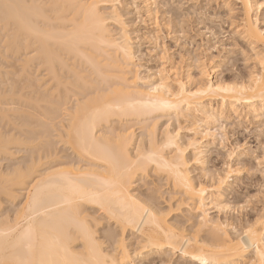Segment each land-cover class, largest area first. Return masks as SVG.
Wrapping results in <instances>:
<instances>
[{"label":"bare ground","instance_id":"1","mask_svg":"<svg viewBox=\"0 0 264 264\" xmlns=\"http://www.w3.org/2000/svg\"><path fill=\"white\" fill-rule=\"evenodd\" d=\"M115 1L0 0V34L7 36L4 37L6 48L15 53L27 51L26 57L21 56L24 65L20 64V73L26 74V77L27 74L32 76L33 66L42 65L48 67L46 71L52 75V79L47 78L48 74L40 80H31L30 76L27 78L30 82L24 80L30 83L26 86L33 90V97L28 101L24 98L29 97V93L24 97L22 92L16 90L19 88L17 85L9 87L5 94L0 91V113H4L5 117L8 115L13 122L17 119V123L8 131V136H5V132V135L0 133V158L1 153H4L10 162H18H11L5 173L0 172V204L2 194L12 200L19 197L22 200L17 211L13 212L14 218L6 217L0 221V264H139L137 260H141V264H172L174 257L180 258V261L185 262L183 264H264L261 259V254H264V212L242 230L235 223L221 219L220 215L229 211L223 198L229 187L228 176L232 174V169L228 168L223 172L224 175H211L203 170L202 177L210 182L207 184L195 181L191 171L193 164L204 167L206 148L217 139L216 132L221 129L223 131V124L219 126L218 123L225 118L226 111L237 116L236 119L245 112L256 119L264 117V29L257 18L262 8L261 2L237 0L242 11V38H248L252 44L260 47L256 53L258 69L249 79L240 83L222 84L214 82L210 76L212 73H206L204 68L200 75L201 81L197 79L196 83L192 80L194 86L179 79L175 82L177 88L173 89L164 76L156 81L147 71L148 74L142 77L138 51L127 32L129 29L125 28L126 24L122 26L121 19L124 16L118 12ZM133 1L137 0H132L134 4ZM152 1L155 0H144V11L138 9L139 4L136 5L137 11H143L151 17ZM113 22L122 26L117 25L123 28L120 33L114 34L111 30ZM65 55L85 60L86 67H90L89 70L92 69L91 73L95 76V85L87 83L92 79L87 78V74L84 76L80 69L78 72V67H66L68 63ZM13 66L15 69L16 66ZM60 66L72 70L70 74L73 77L67 74L74 82L66 80L69 83H64L65 80L58 78L60 75L57 74V68ZM17 70L14 73L21 76ZM46 78L48 80L44 81ZM53 79L58 82H54L57 83L53 87L54 91L57 89L58 93L63 85L65 94L55 99L56 93L51 92L50 99L46 100V95L52 90L48 86L49 80ZM11 80L9 78L8 82ZM21 81H16V84L21 86ZM4 83H7L5 79ZM45 84L49 89L44 87ZM90 84H93L96 91H92L95 95L91 94V99L85 95L90 94L87 87ZM69 86L72 90L88 88L89 91L83 94L87 101L77 100L75 106L68 109ZM4 87L7 89V86ZM24 87L19 89L23 90ZM18 95L19 101L14 99ZM63 101L67 104L63 105ZM41 102L45 106L48 103L46 113L41 108ZM214 102L220 103L219 110L213 107ZM61 104L67 110L62 116L59 113ZM27 108L32 111L29 115L24 111ZM38 113L40 117L41 113H45L43 121L37 117ZM153 116H168L170 121L177 120L179 129L169 131L166 128L161 137L157 135L156 124L148 126L146 129L149 131L146 133L150 140L149 148L145 150L141 146L135 147L134 132L131 127L123 124L134 120L143 122ZM57 120H60L59 123ZM54 122L60 124L61 131L55 132L59 125ZM32 126L35 130L41 127V132H34ZM180 130L188 134L185 143L181 142ZM52 131L55 134L58 132L57 135L60 132L61 138L58 139L70 147L75 157L81 158L82 162L85 160L86 167L78 164L80 160L76 164L71 159L61 162L68 157L60 155L56 144L58 141L55 143L48 139ZM53 132L51 135L54 136ZM51 135L50 138L53 137ZM27 139L29 143L31 139L38 140L35 142L39 144L36 152L38 156H34L36 162H29L31 165L27 163V158L33 157L29 152L26 162L22 159L19 162L12 151H20L22 145L28 142ZM39 140L41 143H38ZM133 146L134 151H131ZM191 153L193 159L188 157ZM61 164L67 168H61ZM150 168L159 175L164 174L166 180L171 182L172 185L169 184L175 190L173 192L180 195L176 200L177 207L180 209L186 205L189 211L192 210L190 213L196 215L194 222L190 218L186 220L188 228L169 223L166 210L157 207L154 195L142 199L135 194L132 187L136 181L134 179L139 174L147 175ZM16 192L22 193L21 196L16 195ZM169 207L173 208L172 204ZM89 208L101 211L103 216L118 226V233L110 230L104 232L111 242L109 251L103 248V241H98L95 235V227L98 226L95 223L102 220V217H96L98 220L94 216L92 218L88 213ZM211 210L218 214L217 218L212 217ZM190 213L187 217L192 215ZM128 233L138 235L136 244L126 242L125 236Z\"/></svg>","mask_w":264,"mask_h":264},{"label":"rangeland","instance_id":"2","mask_svg":"<svg viewBox=\"0 0 264 264\" xmlns=\"http://www.w3.org/2000/svg\"><path fill=\"white\" fill-rule=\"evenodd\" d=\"M113 1H115V0H113ZM133 2L135 4V6L132 3V0H117L114 2V5L118 8L119 13L121 12L124 14L123 15L120 13L122 16L125 17V18L122 17V19H121V20H123L121 22L124 23V24L122 23V26L124 27V25L126 24L125 28H126V30L129 29V30H127V32H128V34L131 35L130 37L132 38V41L134 43V47L138 51V52L137 51L136 52H137V56L140 59L139 65L141 67L142 77H145L146 74L150 73L149 75H152V78L155 79L156 81H158V80H160L161 77L164 76L165 78L168 79V82L172 85V88L176 89L177 88V84H176L177 81L176 80H179V79L184 81V82H187V84L189 86L195 85V83L193 84L194 80L196 81V83L201 81L200 79H202V77H200V75H201V71H204V68H205V72L207 71L206 73H209V74L212 73V74H210V76L214 82H216V81H219L221 83L223 82L222 84H224V83L230 84L232 82L240 83L241 81L244 82V80L246 81L247 79H249V77L257 71L258 67H257V61H256L257 60L256 59L257 58L256 53H258V51H260V47H258V46L256 47V44H252L251 40H249L248 38H245V37L242 38L243 35H241L242 33L240 32V30H241V21L240 20L242 18V11H241V7H240V3L237 0H155L154 2L152 1L153 12H152L151 17H148L145 14V12H143L144 11L143 8L145 7L144 6V0H137V1H133ZM258 2L259 3L261 2L262 8L258 12L257 18L259 20V25L261 26L262 29H264V0H258ZM138 4H139L138 9L140 10L143 7L141 9L143 11H140V12L137 11L136 5L138 6ZM153 21H155V22H153ZM114 23L115 22L111 23V25L113 24L111 26L112 27L111 30H113L114 34L120 33L119 31H121L123 28L122 29L120 28L121 25L118 24V22H116L117 23L116 25ZM55 24H57V23H55ZM117 25H120V26L118 27ZM209 28L210 29L212 28L211 30H213V31H211ZM207 29H209L210 31H208ZM0 35L2 36L3 34H0ZM4 37H7V36L3 35L1 37L2 40L0 39V48L2 50V51L0 50V52H2L0 54V63H1L0 65L2 66V68L0 66V68H1L0 70L2 71V72L0 71V76H2V78H3L2 79L0 77V81H1L0 91L3 92L2 94H5V91L10 89L9 87H12V85L15 87L17 85V86H19L20 89H21V87H23L25 85L26 89H24L25 88L24 87L23 88L24 91L20 90L18 87L16 90H19V93L22 92L23 96L24 95L26 96V94L29 93V94H27V95H29V97L24 96L25 97L24 99H26L28 101V99L30 97L31 98L33 97V96H31V92L33 90L30 88V86H26L27 83L30 82L27 79L30 75L27 74V77H26V74L23 75L22 72L20 73L21 67L24 65L23 64L24 61L21 59H22V57L23 58L26 57L27 51H25V52L20 51L18 53L9 51L6 48V43H5ZM3 40H4V43H3ZM1 46H3V47H1ZM83 50H86V48L85 49L83 48ZM111 54H113V53H111ZM3 55H4V57L2 58ZM13 55L16 56V58L13 57ZM30 55L31 54H29L28 56H30ZM33 55L35 56L36 54H33ZM33 55H31L30 57H32ZM66 56L67 55L64 56L67 59L66 63H68L67 64L68 66H66V67L75 66L76 69L78 67L77 71L80 69L81 73H82V71L84 72L83 73L84 76H86V74H87V76H89L87 78L92 79V81L90 79H89L90 81L86 80V81H88L87 83H90V82L93 83L94 82L93 80L95 79V76L92 74L93 72L91 73L92 69L89 70L90 67H88V66L86 67V64L84 63L85 60L84 61H83V59L78 60L80 57L79 58L76 57V58H78L76 60V58L73 55L72 56L75 59H73L72 56L71 57L70 56L66 57ZM4 59H6L8 61H6ZM141 59H142V61H141ZM198 59H199V61H198ZM78 62H80V63H78ZM83 63L85 65V66L83 65L84 67L81 65ZM16 64H18V65H16ZM20 64L21 65L23 64V65L21 66ZM36 64L38 65V63H36ZM73 64H75V65H73ZM13 65L16 66L15 69H13V67H14ZM32 65H31V67H32ZM39 66H40V68L37 70V67H39ZM42 67L43 68L45 67V69H43ZM66 67L65 68L63 67V69H62L60 66L59 68H57L58 70L57 69L56 70L61 73L60 74L59 72H57L58 76L60 75V77H58V78L65 80L64 83L65 82L69 83L72 80V78L68 74H70V72H72V70L69 71L68 68H66ZM75 67H72V68L74 69ZM79 67H83L84 69L85 68L86 69L84 70V69L79 68ZM17 68L19 70V71L17 70V72L19 74H21V76H19L17 73L16 74L18 76H16V74L14 73V71ZM33 68H32L33 74L31 73L32 76H30L29 79L35 78V79L40 80L41 77H43V76L46 77L49 74L46 71L48 69V67H46V66L38 65V66H33ZM35 68H36V71H35ZM4 69H6L7 71ZM30 70H31V68H30ZM213 70H215L214 73L211 72ZM67 71H69V72H67ZM147 71H148V73H147ZM12 72L15 75H12L11 74ZM6 73H8L7 76L10 78V80L12 79L10 83L8 82L9 78H7ZM29 73H30V71H29ZM34 75H36L37 78ZM50 75L51 74H49L47 78L52 79V75L51 76ZM189 76L191 78H188ZM18 77H19V79H17ZM45 77H43V78H45ZM6 78H7V80H6ZM47 78L44 81L48 80ZM4 79H5V82H7L6 84L4 83ZM189 79H190V81H188ZM197 79H198V82H197ZM21 80H23V83H21V86H20L19 83L22 82ZM24 80L28 81V82L26 83ZM31 80H34V79H31ZM62 80H61V82H62ZM66 80H69V82ZM155 80H153V81H155ZM13 81L15 82V85L13 84L14 83ZM16 81H18L19 83L16 84L17 83ZM49 81H47V82H49L50 85H48V83H47V85L50 86L51 87L50 89H52V90L50 92H48L49 95H46L47 93L45 94L46 100L50 99L49 96H50L51 92H54V94L56 93L55 99H57V96L59 97V99L61 97H63L65 94L64 86L62 85L63 88L61 86V90L59 89L60 91L58 90L59 92L57 93V91H56L57 89L55 90L56 91L55 92L54 91L55 88H53V87H56L57 86L56 84L58 82L54 79H53V81L52 80H49ZM72 81L74 82V80H72ZM54 82H57V83H54ZM2 84H3V86H2ZM29 84L30 83H28V85ZM93 84H90L87 86L90 89V91L88 90L87 87H86L87 88L86 90H85V88L84 89L76 88V89L72 90V87L70 88V86H69L68 89H70V94L68 95V97H70V101H68L69 99L67 98L68 104L66 103V101H63L62 104L66 103L67 104L66 107L68 108V107L75 106L77 100H82L83 102H85V101H87V99H86V96H84L83 94L87 93L88 91L90 94L87 93L85 95H87L88 98H89V96L92 98V96L95 95L92 92L94 90V87H92ZM47 85L45 84L44 87L47 88ZM4 86H7V89ZM89 86H91L92 89ZM102 87H104V86H102ZM47 89H49V87ZM85 91H87V92H85ZM24 92H25V94H24ZM22 93L20 94V96H22ZM43 93H45L44 90H43ZM33 94L34 93H32V95ZM91 94H92V96H91ZM45 95H43V96H45ZM81 95H83V96H81ZM91 98H89V99H91ZM2 99H5V97ZM14 99L15 100L18 99V101H19L20 100L19 95ZM26 100H24V101H26ZM44 101L45 100H42V102H44ZM42 102H41L42 106L41 105L40 106L43 109V112L46 113V111H47L46 106H48V103L45 106V104ZM71 103H73V104H71ZM62 104L59 106V108L60 107L64 108L63 112L61 110L62 108L59 109V113L61 114V116H62V114L66 113V112L64 113V111H67V110H65L66 107H63L64 104L63 105ZM220 106L221 105L218 102L213 103V107H215L216 110H219ZM44 107H45V111H44ZM23 108H25V107H23ZM68 109H70V108H68ZM41 110L38 109L39 112ZM24 111L26 113L28 112V115L30 112H32L31 110H29V108L24 109ZM10 113L12 114V112H10ZM10 113H9V115H11ZM42 113H41V115L44 117L45 113L44 114H42ZM7 114H8V112H7ZM39 114L40 113H38V115ZM4 115H5L4 113H3V115L0 113V119L3 118L2 120L4 121V122H2V120H0V122H2L1 123L2 125L0 124L1 125L0 130L3 127L1 130L3 133L1 131H0V133L4 134V132H5V134L6 133L7 134L6 135L4 134V135L8 136V131L11 130L12 126L14 127V123H17L16 122L17 119H15L16 121L14 120V122H13V120H11L8 115L6 117ZM1 116H2V118H1ZM42 116L40 117V115H39L37 117L40 120L42 119V121H43ZM169 118L170 117H168V116L167 117L166 116L160 117V118H156V116L155 117L153 116V117H149L148 119L144 120L143 122L139 121V120H134V121L127 122L128 124L126 123L123 125H126V126L128 125V127H131L132 131L134 132V135L136 138L134 146L135 147L141 146V147L145 148V150H147L149 148V144H150V143H148L150 141L148 139L149 136L146 133L147 131H149L146 129L148 126L156 124L155 129H156V131H158L157 135H159V136L162 135V132L166 128H168L169 131H171V130L175 131V128L179 129L178 127L180 125H178L179 123H177V120H175L176 122L173 119H172V121H170L171 118L170 119ZM236 118H237V116L230 114L229 111L225 112V118H222L221 120H219V123H218L219 126H220V124H221V126L223 124V126H224L223 131H221L222 129L219 130V132L217 131L216 132L217 133V139L214 140V143H213V141H211L209 148L208 147L206 148V153H205L206 155H205V160H204V161H206V162H204V167H206L205 168L206 170L204 169V167L202 168L201 166H196L193 164L192 165L193 168L191 169V171L193 172L192 177L194 178L195 181H197L198 183L207 184L210 182H209V180L202 177V175L204 173L203 170L207 171V173H211V175H214V174L224 175V173L228 170V168L232 169V172H231L232 174L230 173L231 175L229 174L230 176H228L229 177V180H228L229 187L227 188V190H225L224 198H223L224 204L227 203L226 205L228 206L229 211H228V213L222 214L220 216H221V219H223L222 221H225V219H226V221H229L231 223H235L236 227L239 230L240 229L242 230V228H244L248 223L253 222V220H255L258 217V215L261 214V212H264V175H263V173H264L263 172L264 171V117L261 119L260 118L256 119L251 114H249V113L247 114V112H245V114L243 113V115H241L240 118H238V119H236ZM258 119H260V120H258ZM6 121L8 122V124H7L8 126L6 125ZM44 121H46L45 118H44ZM58 121H60V120H57L56 122H58ZM56 122H54L53 124H55ZM47 123H49V122H47ZM58 123L55 124V125H59L56 127L58 129H55V132L57 130H59V128L61 129V126ZM53 124H51V125H53ZM33 126H32V128H34ZM9 127H10V129H8ZM51 127H53V126H51ZM33 130H34V132H38V130L41 132L42 128L37 127L36 130H35V128ZM59 131H61V130H59ZM52 132L49 133V137H48L49 140H51L55 143H56V141H58V142L63 141V140L61 141L58 139V137L61 138L59 136L60 132H59V135H57L58 132L56 134L53 132L54 136L51 135ZM218 134H220V135L218 136ZM50 135L53 136L55 139H53V137L50 138ZM180 135H181L180 139H182L181 142L183 141L182 143H185L184 141H187L188 134H186L185 131L180 130ZM31 136H34V135H31ZM161 137H159L158 139H161ZM27 141L28 142L25 141L26 142L25 145H27V146H25L23 144L24 145V147H23V145H22V149L20 150L22 153L20 151H17V149H13L12 151L14 152V155H15L14 158L15 159L17 158L16 160H18L19 162L21 159L23 160V162H24V160L26 162V158H27V156H29L28 155V152H29V154L31 156L33 155V157L29 156L30 158L29 157L27 158V163L29 165H31V164L36 162L34 156L35 155H36L35 157L38 156V153L36 154V152L38 151L37 145L39 146V144H37V142H35L38 140L32 141V139H31L30 143H29L28 139H27ZM33 142L36 144H34ZM58 142L56 144H57V147L59 146L58 149L61 153L60 155H62L64 157H68L66 159L65 158L62 159L61 162L63 160L68 162V160L70 161V159H71L72 162L77 163L80 160L79 161L80 163L78 162V164H80L81 166L83 165L84 167L87 166V162L85 160H83V162H82L81 158L78 159L77 156H76L77 157L76 158L75 155H73L74 152L70 149V147L68 148V145L66 147V144L63 143L64 141L62 143L59 142L61 145H59ZM38 143H41V140H39ZM30 146H31V148H30ZM134 146L132 147L131 151H134V149H133V148H135ZM25 148H27V149H25ZM32 148H34V149L32 150ZM35 149H37V150H35ZM14 150H16L17 152H20V153H17ZM33 152H35V153H33ZM65 154L67 156H65ZM69 155H70V157H69ZM189 155H188V157L193 159L192 158L193 154L191 153ZM24 156H26V157H24ZM28 159H29V161H28ZM75 159H76V161H75ZM83 159H85V158H83ZM7 160L8 159L6 158V154L1 153V158H0V165H1L0 166V169H1L0 172L1 173H5L7 171L6 168H8L11 165L12 161L10 162V160H8V161ZM15 162L16 161H14V163L12 162V164H15ZM29 162L30 163L33 162V163L30 164ZM16 163H18V162H16ZM60 167L63 169L67 168V167H65V165H64V167H62V164L60 165ZM199 167H201V168H199ZM200 169L202 171H200ZM142 174H144V173H142ZM139 175H137L136 178L134 179L136 181H134L135 183L132 186L133 189L135 190L134 192L136 195H138L142 199H144L150 195H154L156 198L157 207H160L164 211L166 210L165 213L168 215L167 219H168L169 223H171V224H176L178 226L183 225L182 227L185 226L186 228H188L189 223H187L186 220H188V218H190V219H193V222H194V220H195L194 218L196 217V215L195 214H194L195 216L193 215L194 212L190 213V212H192V210L189 211V209L186 205L181 206L180 209H179V207H177L178 202L176 200H178V198H180V195L179 194L177 195V194H175V192H173L175 190L171 189L172 184L168 179L166 180V178L163 176L164 174L159 175L155 172L154 169L150 168V170H148V172H147V175H145L146 177L144 175L142 176L141 174H139ZM169 182L171 185L169 184ZM7 185L9 187V184H7ZM16 193H17L16 195L20 194L19 196H21V194H22L20 192H16ZM19 198H16V200L15 199L12 200L11 198L9 199L6 194H4V195L2 194V202L0 204L1 205V207H0L1 208V210H0L1 211L0 212V221L3 218L5 219L6 217L14 218L13 217L15 215L14 213L17 211V209L19 208V205L22 201ZM11 200H12V202H11ZM207 203L209 204V200L207 201ZM171 204H172L173 208L175 206L174 209L172 207H169V206H171ZM170 209H172L173 211ZM175 209L178 211H176ZM12 210H14V211H12ZM169 210H170V212H169ZM88 213L91 214V217L94 216L95 217L94 219H97V218L99 219V216H100V218L102 217L101 218L102 220L104 218L103 221L100 220V221H98V223H95V224H98L97 228L95 227V230H96L95 235L98 238V241H100V242L103 241V242H101L103 244V248L105 250L109 251L111 249V242L109 241V239H107V234H105L104 232L106 231V233H107L110 230L113 233L114 232L118 233L119 232L118 226L113 221H111L109 218L103 216L104 214L101 211L99 212L96 208H89ZM189 213H190V215L192 214L193 216L191 215V216L187 217V215H189ZM210 213H212L211 215L213 218L218 217V214L215 212L213 213L212 210ZM107 229H108V231H107ZM125 237L127 238L126 242L128 244H132V245L136 244L138 242V239H139L137 234L133 235L131 233H128ZM135 247L134 248L130 247V249L134 250ZM179 259L180 258H178V257H174L172 264H183V263H185V262L180 261ZM137 261L139 264H141V260H137Z\"/></svg>","mask_w":264,"mask_h":264},{"label":"snow or ice","instance_id":"3","mask_svg":"<svg viewBox=\"0 0 264 264\" xmlns=\"http://www.w3.org/2000/svg\"><path fill=\"white\" fill-rule=\"evenodd\" d=\"M249 232H251V230H249ZM261 259H262V262H264V254H261Z\"/></svg>","mask_w":264,"mask_h":264}]
</instances>
